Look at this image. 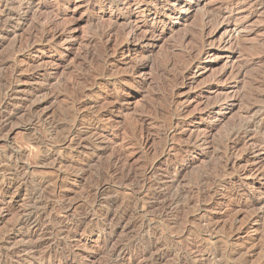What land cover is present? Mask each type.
Wrapping results in <instances>:
<instances>
[{
	"label": "rangeland",
	"instance_id": "374dc122",
	"mask_svg": "<svg viewBox=\"0 0 264 264\" xmlns=\"http://www.w3.org/2000/svg\"><path fill=\"white\" fill-rule=\"evenodd\" d=\"M233 1L204 0L200 9L216 11ZM147 2L174 9L176 0ZM34 3L40 21L30 15L0 38L1 102L12 88L0 105V126L9 118L0 135V264H264V144L257 138H264V126L260 136L250 130L230 149L224 146L241 120L264 114V101H255L264 93V9L206 30L214 43L201 47L198 63L206 68L191 67L192 90L182 91L175 105L185 116L202 114L208 104L214 110L176 134L204 136L207 124L215 126L206 146L182 153L163 140L162 126L179 119L169 104L172 66L166 70L164 63L182 61L176 38L198 31L200 12L190 20L173 10V19L160 24L164 33L136 41L123 34L126 17L151 25L154 12L109 9L108 0ZM44 30L51 34L47 40ZM57 31L62 39L52 38ZM221 39L233 45L217 48ZM142 56L150 67L135 74ZM240 70L244 75L235 78ZM219 93L230 97L222 108L216 106ZM151 166L156 177L178 171L189 191L188 204L182 202L170 220L159 218L153 189L137 192L136 182ZM114 170L139 178L126 183ZM148 237L156 247L139 245ZM124 246L125 254L114 253Z\"/></svg>",
	"mask_w": 264,
	"mask_h": 264
},
{
	"label": "bare ground",
	"instance_id": "6f19581e",
	"mask_svg": "<svg viewBox=\"0 0 264 264\" xmlns=\"http://www.w3.org/2000/svg\"><path fill=\"white\" fill-rule=\"evenodd\" d=\"M108 1L110 2L109 9L112 8L113 10L115 9V7L117 8V7H120V6L121 7H125V9H130L133 6H136V8H139V13H142L143 16H144L145 13H153L154 12V16H156V19L151 25L149 24V22L143 21V20H140V21L136 20L137 22H131L130 21L131 17H128V16L126 17V21L127 22H126L125 25H126L127 29H124L123 34L126 33V35H129V36L133 35V39H135L136 41H138V39L140 40V37L145 38L147 41H151V40L157 38L156 35H157L158 32L164 33L166 31V28L161 27L160 24L163 23L165 20H172L173 19V13H174L173 10H175L177 12L186 13L187 15H186L185 18H189L190 20L193 18V17L190 18V15L192 13L196 12V13L199 14V12H200V14H201V20H200L201 21V26H199L200 28L196 27L197 25L193 26L194 24H198L200 22L195 23L193 21L194 23L192 25V29H193V27H196L194 29L196 31V29L198 28V31L195 32V33L193 32L194 30L192 31L193 33L192 32H186V33L181 34V36L179 38H176V46L175 47H177V48L179 47L178 50L180 49V51H181L182 55H181L180 59L182 61L178 60V61H180V63H178V62H174L175 61L174 60L173 63H172V60H171V61H168V62H171V63H166V62L164 63V64H166V66H165L166 70L167 69L169 70V67L172 66V69L170 71L172 72V80H173L172 82L174 83V86H173V88L171 87L172 91H171V95H170V98H169V104L171 105V108L174 107L173 108V114L178 116L179 119H173L172 118L166 125L164 124L165 123L164 122L163 123L164 126H162V127H163V132H164V139L163 140H164L165 144H169V143L172 144L170 146V150L178 149L179 152L187 153L189 150L196 149V148H201L203 145H205L207 143V141H208L207 139H209V135L211 134V131L213 130V128L215 126V125H213V123H209V124L206 125V127L204 129V132L202 131V133H204V136L198 135L197 137H194V136L190 135L189 137H187L188 134L182 133L180 135H177L176 131L181 125H182V127H184L185 124L187 123V121L188 122L191 121V120L193 121V120H195V118L203 121L205 115H211L212 114V112L214 110V106H211V105L208 104L207 107H206L207 109L202 111V114H200V115L199 114L195 115L194 113L191 112L192 114L190 113V114H187L185 116L186 111L183 108L175 105L177 103L175 101V98L180 96V95H182L183 93H185V92L182 93V91H184V90H187V89L188 90H192V83L195 82V80H196L195 75H191V73H190L191 67L193 65L198 64L199 66H202V68H204V69L206 68L205 64H202V62L198 63V61H199L200 56H201L202 44L209 43L210 47H214V43L212 41H209L211 39H209L208 37L204 36V34H205L206 30L208 29V27H210L213 24L215 25V22H216V24L220 23V22L222 23L224 21L230 22V20H232L234 16L235 17H241V20L248 19V18L252 17L257 11H259L261 9H264V0H235V1L232 2L231 6L230 5H227L226 7L222 6V7L218 8L216 11L215 10L207 11V12L205 11V13L202 12V9H200V5L202 4L201 2H203L204 0H200V2L198 4H193V3L190 2V0H176V2L174 4H172L174 9H171V7H169V8H165L163 6L159 7V5H154L152 2H147V0H108ZM161 1L162 2L166 1L167 2L169 0H161ZM177 3L179 4V6H181L182 4L183 5L186 4L187 7H189L188 12L185 9L184 10L182 9L183 6L180 7V8L175 7ZM15 5H17V6L12 8V6H15ZM190 11H192V12L189 13ZM39 12H40V10H39L38 6L35 5L34 0H0V38L2 39L3 31L6 28H13V27L19 26L18 24H20L22 26L23 24H25V22L27 21V19H28V17L30 15L32 16L31 18H33L34 20L40 21L39 18H38L40 16V15L38 16ZM112 16H113V14H112ZM193 19H196V18H193ZM196 22H197V20H196ZM235 22L237 24H240V23H238L239 20H236V18H235ZM48 23H49V24H47L48 27H49V25H52V24H50V22H48ZM235 26H237V25H235ZM43 27H45V26H43ZM48 30H50V33H51V29H48ZM42 33H44V35H43V39L44 40H47L51 36L49 31L48 32L45 31V32H42ZM111 33H112V31L109 32V36L111 35ZM63 34L64 33H61L60 31H57L55 34H52V38L56 39V40L62 39ZM173 39H174V36H173ZM187 41H191L192 44L190 46H187L186 45ZM239 43L240 42H236L235 46H233V47H235L234 49H236V51H237L238 47L240 46ZM228 44L229 45H233L232 41L230 39L229 40L221 39V41L219 42V45H218L217 48H226ZM175 47L173 46L174 50H175ZM229 47H231V46H229ZM124 49L125 50H129V46H127ZM170 51H173V50H169V52ZM147 52L148 53H152V50H148ZM175 52H177V51H175ZM170 53H173V52H170ZM142 54L143 53H141L140 55H142ZM104 56L103 57L105 58V62H106L108 60V58H107L108 56L105 55V54H104ZM147 58L148 57H145V56H142L140 58L137 57V60L141 59L142 63H141V66L138 67V69L136 70L135 74H138L141 71H144L145 69L150 67L149 58L148 59ZM166 59H168V58H166ZM2 69H3V62H2V60L0 58V73L2 72ZM141 74H142V72H141ZM243 75H244L243 71L240 70L239 73L235 74L234 77L235 78H236V76H240L241 77ZM10 77L12 78V76H10ZM7 86H5V87H7ZM261 86H263V85H261ZM10 87L8 86L6 88L7 92H6V94H4L5 96H3L4 98L2 99V102L0 101L1 102V104H0L1 106L4 105V103L11 97L10 94H11L12 88H10ZM263 89H264V87H263ZM42 90L43 89L39 88L37 91L41 92ZM259 92H261V90ZM218 96L219 97L216 100V104L217 105L216 104L215 105L217 107L222 108L224 106V103L230 97L229 96L225 97L224 94H222V93H219ZM258 97L259 98H257V99H255L254 97L253 98L255 99V101H258V99H259V101H264V93L260 94V96H258ZM237 99H239V98H237ZM254 99L252 101H254ZM249 102H251L250 99H249ZM252 106H253V104H252ZM257 107H259V106H257ZM250 108L252 109V107H250ZM261 111H262V109H261ZM8 121H9L8 116H4V118H3L2 122H1V126H0V135L4 131ZM139 123H140V121H139ZM140 124H142V122ZM263 126H264V114L259 116V117L258 116H253V117H248L247 116L245 119L241 120V123H240V125L238 127L232 129L231 131L229 130L230 132L227 133V135L225 136V141H224L225 149L226 150L230 149L229 146L231 144L234 145V144L239 143L243 137L248 135V132L250 130H253L254 134L260 136V133H261V131L263 129ZM72 132H73L72 129H70L68 134L69 135H73ZM136 136H138V135H136ZM144 136H142V137H144ZM261 136H263V135L261 134ZM261 136L257 137V138L259 140L258 141L259 145L262 146L264 144V138L261 137ZM185 139H188V141H184ZM175 145H178L179 148H176ZM223 167H225V166H223ZM156 169L157 168H155L154 166L145 168L143 173H141L142 181L139 180L138 182H136L137 183L136 185H138L137 187H140V189H137V192L141 190V191H144V193H145V192H149V191H153L154 190L155 193H153V194L156 197V201H157V205L156 206L159 207V210H158L159 213H160L159 214V218L160 217L161 218H164V217L165 218H168V217L170 218L172 213L175 212V210H177V209H179L181 207L180 204L182 202H185V203L188 204L189 199H188V201L184 200L185 199L184 197H186V195L189 194V191L186 190L187 188L185 189L183 187L184 184L182 185V183L180 181V174L181 173H179L176 170L175 171L166 170L164 173H162L161 176L159 175L160 177H158V176L156 177L155 176ZM115 172L118 173L117 170L113 171V173H115ZM123 172H125V171L119 172L117 176H120V177L123 176L121 178H123V181H126V183L129 182V181H132V180L135 181V180H137V178H139L134 173H127L126 174V173H123ZM222 176H223V174H222ZM151 177H155V181H151V179H152ZM207 185H209V184H207ZM137 194L140 195V193H137ZM134 203L136 204V202H134ZM182 204H184V203H182ZM28 221H31V220H29V218H27V222ZM109 223H110V225L113 226V223H115V221L114 220H110ZM139 243H140L139 245H147V246H149V248L150 247H156V245H157V243L154 242V239H151L150 237H148L147 239L145 238V240L139 241ZM113 249H114V247H113ZM124 250H126L125 246L122 247V248H119V249L115 248L114 249V251H115L114 253L117 252L119 254V256H121V255L125 254ZM110 264H112V263H110Z\"/></svg>",
	"mask_w": 264,
	"mask_h": 264
}]
</instances>
